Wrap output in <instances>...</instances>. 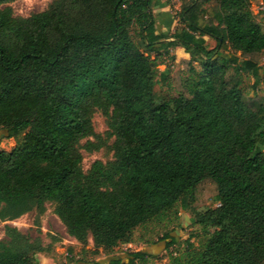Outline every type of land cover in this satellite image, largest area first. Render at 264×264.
<instances>
[{"label": "trees", "instance_id": "trees-1", "mask_svg": "<svg viewBox=\"0 0 264 264\" xmlns=\"http://www.w3.org/2000/svg\"><path fill=\"white\" fill-rule=\"evenodd\" d=\"M13 1L0 0V128L16 140L0 149V221L36 209L38 227L53 201L70 236L110 250L177 203L195 210L210 196L216 206L194 219L208 238L185 264H264V95L240 88L242 72L253 87L264 82V6L181 0V26L167 34L155 24L157 0H56L27 17ZM175 46L196 80L178 78V95L155 102L157 56ZM94 108L108 119L114 160L84 172L79 142L94 135ZM4 234L0 264H39L40 238L10 225ZM147 255L131 252L129 263Z\"/></svg>", "mask_w": 264, "mask_h": 264}, {"label": "rangeland", "instance_id": "rangeland-1", "mask_svg": "<svg viewBox=\"0 0 264 264\" xmlns=\"http://www.w3.org/2000/svg\"><path fill=\"white\" fill-rule=\"evenodd\" d=\"M56 0H14L9 5L15 16L27 17L30 14L38 13L49 8ZM208 7L206 3L204 5ZM264 6V0H250L249 10L255 13ZM181 8V0H157L152 6L153 14L157 15L155 24L158 30L167 34L172 33L181 24L178 21V13ZM260 14H255V19H260ZM261 28L264 23L260 21ZM135 29L130 30L132 38L135 40ZM204 44L207 48L215 46V40L207 35L203 36ZM224 55L230 50L221 48ZM154 53L151 57H154ZM188 58L182 47H169L159 52L157 56V72L153 86L155 102L170 99L178 95V78L182 83H190L196 80V73L188 71L182 60ZM259 65L264 67V55L259 58ZM196 70L199 68L194 64ZM188 78V82L186 79ZM253 77L246 72L241 73L240 88L244 93H254L264 95V82L252 86ZM187 85V84H186ZM90 120L93 136L80 140L79 152L82 156L81 167L84 172L88 171L94 161L102 163L114 160L113 141L110 134L108 119L101 110L94 108L90 113ZM6 131L0 128V149L10 150L16 140L7 138ZM92 144L86 148L85 141ZM264 151V147H263ZM212 197L204 198L202 203L195 210L182 208L176 204V214H172L165 219H152L144 224L136 226L130 235L129 241L118 243L110 250L104 249L100 245L94 244L91 235L88 234L84 244L78 242L70 236L57 215L54 213L53 201L44 202V210L38 216L39 226L33 220L37 215L36 209H32L23 215L11 219L0 221V239L6 238L4 226L16 227L21 233L27 234L30 238H40L42 244L47 248L45 252L37 253L39 264H92L97 261L99 264H107L110 259H119L124 264H185L191 254L201 251L208 238L206 230L195 222V211L202 212L205 209L216 206ZM170 233L175 238V243L166 247L168 240H161L164 233ZM145 251L148 253L146 261L135 260L129 263V253L134 251ZM78 259H82L80 262Z\"/></svg>", "mask_w": 264, "mask_h": 264}, {"label": "crops", "instance_id": "crops-1", "mask_svg": "<svg viewBox=\"0 0 264 264\" xmlns=\"http://www.w3.org/2000/svg\"><path fill=\"white\" fill-rule=\"evenodd\" d=\"M158 30V29H157ZM160 31V30H159Z\"/></svg>", "mask_w": 264, "mask_h": 264}]
</instances>
